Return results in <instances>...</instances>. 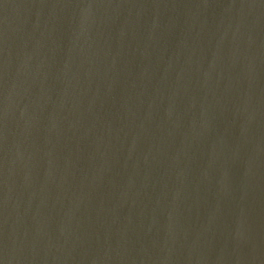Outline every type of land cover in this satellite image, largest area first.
<instances>
[{"label": "water", "instance_id": "water-1", "mask_svg": "<svg viewBox=\"0 0 264 264\" xmlns=\"http://www.w3.org/2000/svg\"><path fill=\"white\" fill-rule=\"evenodd\" d=\"M0 264H264V0H0Z\"/></svg>", "mask_w": 264, "mask_h": 264}]
</instances>
